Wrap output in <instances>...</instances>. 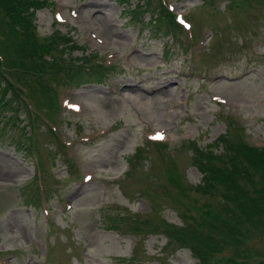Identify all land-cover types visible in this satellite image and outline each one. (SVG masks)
Here are the masks:
<instances>
[{
  "label": "rangeland",
  "instance_id": "rangeland-1",
  "mask_svg": "<svg viewBox=\"0 0 264 264\" xmlns=\"http://www.w3.org/2000/svg\"><path fill=\"white\" fill-rule=\"evenodd\" d=\"M164 1L190 28L150 32V12L130 20L121 0H45L36 12L40 36L58 29L80 47L72 56L83 50L95 64L114 67L101 82L58 89L50 124L58 140L44 115L37 119L41 163L12 142L30 136L26 111L1 115L0 264H194L183 247L195 228L187 222L198 220L193 206L213 198L196 192L201 174L190 143L205 148L236 133L233 119L248 143L264 146V0ZM157 132L163 147L151 140ZM212 150L225 154L222 143ZM172 173L192 185L188 193L176 197ZM256 204L263 209L264 201ZM247 210L214 263L249 252L254 257L244 264L264 257V226L253 227ZM121 215L129 218L108 229ZM168 225L176 232L167 247Z\"/></svg>",
  "mask_w": 264,
  "mask_h": 264
},
{
  "label": "trees",
  "instance_id": "trees-1",
  "mask_svg": "<svg viewBox=\"0 0 264 264\" xmlns=\"http://www.w3.org/2000/svg\"><path fill=\"white\" fill-rule=\"evenodd\" d=\"M121 1L126 6L124 11L132 15L130 20L141 18L142 14L150 12L151 18L146 23L150 32H159L165 25H168L167 28H178L173 14L158 0L155 4H152V0H136L135 3H132V0ZM44 6L45 0H0V117L8 111L13 115L24 108L19 99L22 86L26 87L29 97L36 94L43 98L50 116L57 108V97L51 86L52 82L65 83L76 78V82L81 84V81L85 82L91 78L100 80L105 74V69L99 64H93L92 59L85 56L73 58L71 52L74 47L68 45L70 39L65 34L55 33L45 38L37 35L33 24L34 14ZM154 13L157 17L153 16ZM140 21L142 22V19ZM67 50L69 55L64 56ZM64 75L66 81L60 78ZM36 117L37 115L30 120L31 125L35 123ZM228 124L233 125V122ZM243 129L240 125H233L231 133L221 134L214 142L205 145V148L196 146L194 142L190 143L192 163L202 175L195 185L196 192L213 198V201L201 206H193L198 220L193 216L191 221L187 222V226L195 228L192 231L189 228L187 238L183 240V247L189 248L197 259V264L223 263H214L217 260L213 258L229 244L233 228H236L235 224L241 220L239 213L248 212L247 207L253 213V227L262 224L264 226V207L261 210L256 204L264 201V147L246 143ZM28 138L30 140L29 136H24L25 140ZM13 141L22 149L24 140L14 138ZM220 143L224 146L225 154H216L212 150V147H218ZM162 146L164 145L160 147ZM170 179L177 189L176 197L188 193L191 189L192 185L186 186L180 176L174 173ZM242 200L244 204L239 205ZM138 217L136 215L135 218ZM126 218L129 217L121 215L107 228L117 229L116 222L124 223ZM182 218L186 221L184 215ZM146 228H142V233ZM243 231L241 230L242 234ZM175 232L172 225L163 230L167 237V247L173 243ZM238 254L241 253H234ZM245 256L250 258V255ZM223 264H244V261H237L233 257ZM255 264H264V260H257Z\"/></svg>",
  "mask_w": 264,
  "mask_h": 264
},
{
  "label": "bare ground",
  "instance_id": "bare-ground-1",
  "mask_svg": "<svg viewBox=\"0 0 264 264\" xmlns=\"http://www.w3.org/2000/svg\"><path fill=\"white\" fill-rule=\"evenodd\" d=\"M100 2H98V1H95L94 3H93V7L95 8V9H97V10H99V7H100ZM90 10H91V12L93 13L94 12V10L93 9H91V8H89ZM82 12V11H81ZM94 17V19H96L97 20V16H95V15H93ZM170 83V80L168 79V80H166V79H164V82H163V85H162V87L161 88H163V87H165V88H167V90L169 91V88L167 87V85ZM118 91L116 92L117 94H121V92H122V89H121V87H119L118 89H117ZM151 91H155V89H151ZM145 93H150L149 91H147V90H145ZM79 107H80V105H79Z\"/></svg>",
  "mask_w": 264,
  "mask_h": 264
}]
</instances>
